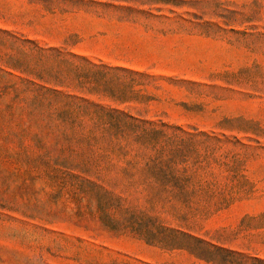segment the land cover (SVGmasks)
Listing matches in <instances>:
<instances>
[{
	"label": "rangeland",
	"instance_id": "obj_1",
	"mask_svg": "<svg viewBox=\"0 0 264 264\" xmlns=\"http://www.w3.org/2000/svg\"><path fill=\"white\" fill-rule=\"evenodd\" d=\"M0 264H264V0H0Z\"/></svg>",
	"mask_w": 264,
	"mask_h": 264
},
{
	"label": "trees",
	"instance_id": "obj_2",
	"mask_svg": "<svg viewBox=\"0 0 264 264\" xmlns=\"http://www.w3.org/2000/svg\"><path fill=\"white\" fill-rule=\"evenodd\" d=\"M64 115H68V113L65 112ZM144 126L145 125L139 126L135 124H125L124 126L120 124L110 125V127L117 129L118 134L123 138L133 137L134 140L144 148L156 150L160 142L159 140L163 135V131L144 129ZM148 168L152 178L157 181L161 180L162 178H174L173 174L171 173V168L168 166L165 167L161 161L159 163L153 164V166L148 165Z\"/></svg>",
	"mask_w": 264,
	"mask_h": 264
}]
</instances>
